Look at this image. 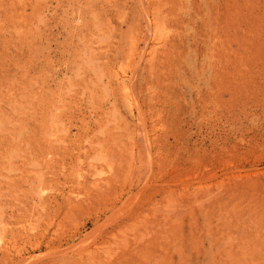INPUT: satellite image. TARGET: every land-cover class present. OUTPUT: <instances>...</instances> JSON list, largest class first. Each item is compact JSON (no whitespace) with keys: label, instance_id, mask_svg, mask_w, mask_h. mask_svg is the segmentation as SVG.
<instances>
[{"label":"rangeland","instance_id":"obj_1","mask_svg":"<svg viewBox=\"0 0 264 264\" xmlns=\"http://www.w3.org/2000/svg\"><path fill=\"white\" fill-rule=\"evenodd\" d=\"M0 264H264V0H0Z\"/></svg>","mask_w":264,"mask_h":264},{"label":"bare ground","instance_id":"obj_2","mask_svg":"<svg viewBox=\"0 0 264 264\" xmlns=\"http://www.w3.org/2000/svg\"><path fill=\"white\" fill-rule=\"evenodd\" d=\"M125 72V71H124ZM126 89V88H125ZM127 91V90H126ZM129 103V102H128Z\"/></svg>","mask_w":264,"mask_h":264}]
</instances>
